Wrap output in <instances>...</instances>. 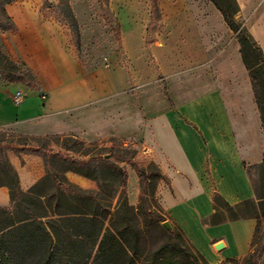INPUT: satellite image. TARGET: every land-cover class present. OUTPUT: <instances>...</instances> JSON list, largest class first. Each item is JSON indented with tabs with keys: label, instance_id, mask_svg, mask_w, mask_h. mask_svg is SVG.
Masks as SVG:
<instances>
[{
	"label": "crops",
	"instance_id": "1",
	"mask_svg": "<svg viewBox=\"0 0 264 264\" xmlns=\"http://www.w3.org/2000/svg\"><path fill=\"white\" fill-rule=\"evenodd\" d=\"M22 1L13 0L5 8L15 30L0 31V50L29 69L37 85L0 87V129L32 137L112 138L147 148L163 177L156 196L171 223L210 264L243 258L255 220L210 223L213 194L231 207L254 199L249 170L264 158L253 83L236 49L217 62L210 55L182 84L165 41L155 42L149 52L140 43L125 45L127 67L119 66L113 55L106 66L86 70L69 54V30L59 32L37 19L29 0ZM164 12L170 16L175 9L167 5ZM209 21L210 30H223L219 15L211 14ZM254 38L263 43L260 35ZM148 53L157 68L145 67ZM163 86H169L168 96ZM16 91L24 95L19 106L12 102ZM11 165L19 184L20 177L25 180L21 188H30L45 175L42 165L21 172ZM76 178L73 184L92 189V180ZM9 203L8 190L0 188V208ZM220 213L226 215L224 209ZM219 241L224 248L217 252L213 246Z\"/></svg>",
	"mask_w": 264,
	"mask_h": 264
},
{
	"label": "trees",
	"instance_id": "2",
	"mask_svg": "<svg viewBox=\"0 0 264 264\" xmlns=\"http://www.w3.org/2000/svg\"><path fill=\"white\" fill-rule=\"evenodd\" d=\"M207 1L219 11L240 45L242 62L253 83L264 130V58L261 50L256 47L247 31L240 29L232 19L236 12L233 2ZM12 2L13 0H0L1 32L15 30L14 23L5 11L6 6ZM59 9L73 40L78 43V26L68 0H60ZM0 79L28 87L37 85L29 69L23 64L11 61L1 50ZM60 137L18 136L19 147L11 150L15 154L25 153L41 157L44 162V177L26 192L20 187L17 172L9 163L5 148L0 146V188L8 190L11 205L8 209L0 208V264H182L178 255L184 254L181 251L185 242L183 233L175 224L171 225V232L159 225L165 218L150 208V200H154L155 192L154 189L149 191L148 173L133 162L131 157L122 155L117 157V163H110L100 155L82 161L72 159L61 151L51 153L47 149L48 141L58 140ZM125 148L131 151L129 147ZM62 149L68 151L66 147ZM48 153H51L50 157H47ZM60 161L69 162L71 166H64ZM122 162H126L137 176L138 209L142 215L147 212V217L153 221L152 224L141 223L138 211L128 203V174L118 164ZM103 165H107L109 176L117 180L116 189L119 193L114 206L112 200L106 205L103 204L106 186L99 176ZM88 166L96 167L98 173H87L83 168ZM257 167L258 189L252 184L255 200H246L233 207L223 202L222 208H225L227 214L224 215L217 212L219 196L213 194L212 197L215 214L211 216V224L217 225L225 220H255L250 248L241 258V264H264V158ZM67 172L94 181L97 189L78 187L67 180ZM152 225L161 230L166 240L157 249H148V253L141 259ZM194 252L203 263L194 259V262L190 260L183 264H207L196 249ZM238 260L228 259L220 264H238Z\"/></svg>",
	"mask_w": 264,
	"mask_h": 264
},
{
	"label": "rangeland",
	"instance_id": "3",
	"mask_svg": "<svg viewBox=\"0 0 264 264\" xmlns=\"http://www.w3.org/2000/svg\"><path fill=\"white\" fill-rule=\"evenodd\" d=\"M217 1L220 3L224 2L223 0ZM226 1L233 2L236 12L233 14L232 19L240 26V29L247 31L256 47L261 50L264 58V0ZM29 2L31 3L33 15L37 19L56 27L59 32L69 30L68 24L59 9L60 0H29ZM68 4L77 22L79 32L78 43H76L69 30L70 38L67 43L69 54L77 65L86 70L106 66L109 58L113 55L117 59L119 66L127 67L128 57L125 55V45L132 47L140 43L141 48L149 52V47L155 42L159 43L163 41L168 43L170 48H172L170 52L172 55V66L175 65L177 79L181 80V84L184 79L191 80L195 75V70L201 68L210 55L213 61L217 62L228 52L233 53L236 49V53L239 54L242 61L240 45L237 43L235 35L228 28L219 11L207 0H68ZM167 5H171L175 9V12L170 16L164 12ZM211 14L219 15L220 23L223 26L221 32H217L213 28L209 29ZM256 34L260 35L263 43H258L255 40L254 36ZM207 41L209 44L205 45ZM209 47L211 49L210 53L208 52ZM153 60L152 54L148 53L145 58L147 66H144L157 68ZM152 64L153 66H151ZM188 84L190 85L191 92H193L194 89L191 87L192 82ZM10 85L16 86L12 88L13 90H20L22 85L25 86L21 83L10 84L0 79L1 88H7ZM29 86L31 87V85ZM163 92L168 96L169 86H163ZM18 136L32 137L16 133L10 129H0V146L5 148L9 163L14 162L15 168L19 172L24 169L29 170V168L36 170L37 168H41V165L44 167L43 158L38 156V159L29 158L31 154H15L11 150L19 147L20 140ZM29 144L32 143L29 142ZM47 147L51 153L61 151V153H67L72 159L82 161L100 155L110 163H117L118 156L131 157L133 162L148 173L150 181L149 191L154 189L155 192L154 200H150L151 210L157 211L164 216L165 221L169 222L172 226L174 225V223H171L169 216L161 209L156 196L159 184L163 182L159 166L149 154L142 153L140 145L133 143L124 144L122 141L112 138L102 139L93 137L83 140L61 136L58 140L52 139L48 141ZM62 147L68 148V151L62 149ZM125 147H129L131 151H128ZM132 151L135 152L133 153ZM51 153L46 154L47 157H50ZM61 164L71 166L69 162H61ZM118 164L128 174L126 195L129 205L134 207L136 212L138 211L141 223L152 224L153 221L147 217V212L143 215L139 212L138 179L134 170L126 162ZM83 169L87 173H98L96 167L88 166ZM107 169V165H103L102 172L99 175L106 186V191L103 194V204L106 205L108 201L112 200L114 206L119 190L116 189L117 180L109 176ZM249 174L251 183L258 189V167L251 168ZM65 176L72 183V180L78 179L76 176L79 175L67 172ZM21 184L22 186L25 185L23 176L20 177V187ZM83 186L79 187L89 189V187ZM21 189L26 192L29 188L23 187ZM95 189H97V184L93 181L91 190ZM111 197L113 198L111 199ZM252 200H255V197ZM10 206L9 203V206L6 208L8 209ZM221 209L225 210V208H222L221 200H217V211L221 212ZM159 225L162 226V223ZM183 237L185 242L181 247V251L184 254L178 255L181 259L180 262L183 264L186 261L191 260L194 262V259H197L198 263H203L195 255V247L184 233ZM165 240L166 238L161 230L152 225L145 242L146 250L141 259L148 253V249H157ZM212 242L209 244L210 249H212ZM203 259L207 264H210L204 257ZM238 262V264H241V258H239Z\"/></svg>",
	"mask_w": 264,
	"mask_h": 264
},
{
	"label": "built area",
	"instance_id": "4",
	"mask_svg": "<svg viewBox=\"0 0 264 264\" xmlns=\"http://www.w3.org/2000/svg\"><path fill=\"white\" fill-rule=\"evenodd\" d=\"M24 100V95L21 91H16L12 96V102L15 106H19ZM149 150L147 148L142 150L143 154H147Z\"/></svg>",
	"mask_w": 264,
	"mask_h": 264
},
{
	"label": "water",
	"instance_id": "5",
	"mask_svg": "<svg viewBox=\"0 0 264 264\" xmlns=\"http://www.w3.org/2000/svg\"><path fill=\"white\" fill-rule=\"evenodd\" d=\"M162 226H163L167 231H169V232L172 231V227H171V225H170L169 222L164 221V222L162 223ZM213 248H214L215 251L219 252V251H221V250L224 248V243H223L222 241H219V242H217V243L213 246Z\"/></svg>",
	"mask_w": 264,
	"mask_h": 264
}]
</instances>
